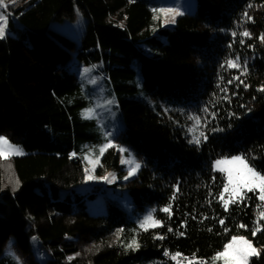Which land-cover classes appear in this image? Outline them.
Wrapping results in <instances>:
<instances>
[{
	"label": "trees",
	"instance_id": "16d2710c",
	"mask_svg": "<svg viewBox=\"0 0 264 264\" xmlns=\"http://www.w3.org/2000/svg\"><path fill=\"white\" fill-rule=\"evenodd\" d=\"M6 4L18 31L0 39V136L25 155L0 158V264H19L3 252L10 238L20 239L22 264H189L188 255L192 264H215L233 236L261 248L251 264H264V203L247 191L225 210L227 177L213 169L242 156L264 175V0H195L173 26L150 0ZM77 11L76 40L51 30ZM237 57L241 67L229 68ZM81 66L115 99L117 141L139 160L130 203L151 208L160 226L141 230L112 200L93 215L85 201L104 188L76 191L86 177L85 144L98 133L84 117L96 95L83 88ZM197 116L199 125L189 119ZM118 154L107 149L96 173L123 174ZM33 238L45 262L33 257ZM133 240L139 247H129Z\"/></svg>",
	"mask_w": 264,
	"mask_h": 264
},
{
	"label": "rangeland",
	"instance_id": "374dc122",
	"mask_svg": "<svg viewBox=\"0 0 264 264\" xmlns=\"http://www.w3.org/2000/svg\"><path fill=\"white\" fill-rule=\"evenodd\" d=\"M10 2V4H15L17 6H21L26 3L27 0H5ZM153 6H160L161 8L156 11V14L159 13L162 19V24L164 26H173L177 23L178 19L187 13H192L194 11L195 0H150ZM7 5V4H6ZM152 6V8H154ZM10 5H7V8H0V11L6 12L8 14V22H14V17L9 16ZM163 10V11H161ZM82 18L80 16V12L77 11L76 15L72 19L64 20L60 23H55L51 26V30L58 32L72 40H76L78 30L81 26ZM7 23L6 35L15 37L17 34L16 29H12L9 27ZM20 28V27H19ZM88 69L89 71H85ZM75 72L78 77L81 79L82 86L85 88L89 86L96 95V98H93V105L90 108L91 111L85 112L84 117L87 119H94L98 124V133L96 136V140L93 144L86 143L85 151L83 156V163L85 168V181L84 183L76 188V191L79 193L89 191L92 185H100L104 188V191L100 193H96V189H92V196H88L85 203L88 205L90 209V213L95 215L99 213L105 212V201L112 200L118 206H121L125 213L128 215L130 219L137 223L138 227L141 230H145V228L141 227V222L144 220L146 216L151 214L153 216V210L149 207H145L143 210H136L133 208V205L130 203V198L127 194V183L134 176L138 169H135V164L139 163L138 158L132 153L131 150L126 148L124 145H121L117 141V137L122 133V125L119 121L120 114L119 111L116 110V102L115 99L108 95L105 90L102 89L101 84L97 81L95 75L92 74V70L87 67H76ZM6 137L4 135H1ZM7 138V137H6ZM8 139V138H7ZM8 141L13 144L9 139ZM111 144L112 147L117 146V150L119 152L118 158L120 164L123 168V174H116L113 172H105L102 174H97L96 170L98 169L99 161L103 154H101L100 149L105 145ZM19 147L22 150V155H14L11 157H22L25 155V151L19 144H13ZM111 147H106L104 152ZM126 149L127 151L121 152L119 149ZM103 152V153H104ZM140 165V164H139ZM216 162L213 164V169L218 172H222L227 177V172L220 171L215 166ZM223 167V166H222ZM135 169L134 174L129 176V170ZM107 177V179H105ZM125 177H128L125 179ZM6 179L7 176H6ZM228 182V178H227ZM258 192L259 189H254ZM244 192H247L245 189ZM229 194H227L228 199ZM264 203V202H263ZM154 227H147L148 229H152ZM3 252L7 255L14 256L17 259L19 264L25 263L27 258L23 255L20 239L18 238H10L7 242L3 244ZM258 250V255L261 252V248H256ZM31 251L33 257L37 259L39 262H45L48 258V255L45 251H43L38 241L33 238L31 239ZM223 252V251H221ZM258 255H252L249 257L248 264H251V261L254 257ZM215 264H224V261L215 260Z\"/></svg>",
	"mask_w": 264,
	"mask_h": 264
},
{
	"label": "snow or ice",
	"instance_id": "6c2138e0",
	"mask_svg": "<svg viewBox=\"0 0 264 264\" xmlns=\"http://www.w3.org/2000/svg\"><path fill=\"white\" fill-rule=\"evenodd\" d=\"M249 7H251V5H249ZM0 8H7L4 0H0ZM245 16H247V13H245ZM248 19H251V17H248ZM7 23L8 14L4 11H0V39H4L6 37ZM233 35H236V33H233ZM241 35L247 37L250 36V33L245 31L241 33ZM260 39L264 41V36H261ZM226 63L229 68L241 67L238 57L236 60H229ZM85 71L87 72L89 70L85 69ZM236 79H238V77ZM231 82L232 81H229V83ZM261 90L264 91V89ZM205 110L207 111V109ZM189 119L195 120L196 125H199L200 123V117L198 116L189 117ZM200 135L203 136V133ZM193 142L199 144L200 138L194 137ZM112 146L113 145L108 144L102 147L100 149L101 154H103L106 147ZM119 150L121 152L127 151L123 148ZM22 154L23 152L18 146L11 144L6 137L0 136V158L7 160L11 156ZM215 166L220 171L227 172L228 183L224 185V192L229 194L228 199H224L223 193L220 195V199L224 201L225 210H227L229 203H237L238 200L243 199L245 189L248 192H252L254 189H259V199L264 202V175H261L259 172H256L252 167H250L244 157L236 156L231 159L225 158L217 160ZM139 167V163L135 164V169H138ZM135 169L129 170V176L134 174ZM127 178L128 177H125V179ZM105 179H107V177H105ZM173 199H175V196H173ZM170 209L171 205L162 209V211L170 213ZM260 216L264 217V211L260 212ZM220 223L223 225L224 221L221 220ZM257 223L259 224V221ZM160 225L161 222L156 220L151 214L146 216L141 222V227L145 228V230H147V227H156ZM240 227L243 228L245 226L240 225ZM169 231H171V229H169ZM259 231H261V228L257 226L252 232L253 236H255ZM159 238L163 239V237ZM129 247H139V245L135 240H133ZM165 255H168V253H165ZM178 255L179 253H177V256ZM252 255H258V250L253 247L252 242L242 236H233L231 242L224 246L223 252L217 253L216 256L213 257V260L222 259L224 264H248L249 257ZM173 259H175V257H173ZM189 264H192V262L190 261Z\"/></svg>",
	"mask_w": 264,
	"mask_h": 264
},
{
	"label": "built area",
	"instance_id": "2783aa9c",
	"mask_svg": "<svg viewBox=\"0 0 264 264\" xmlns=\"http://www.w3.org/2000/svg\"><path fill=\"white\" fill-rule=\"evenodd\" d=\"M165 258L168 259L169 258L168 255H165ZM182 261L189 263L190 261L191 262L197 261V258L195 256L188 255V256H184V258H182Z\"/></svg>",
	"mask_w": 264,
	"mask_h": 264
}]
</instances>
